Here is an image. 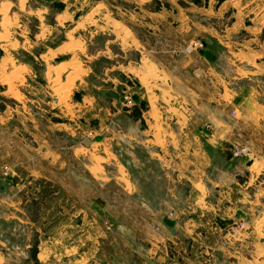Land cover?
I'll list each match as a JSON object with an SVG mask.
<instances>
[{"label":"rangeland","instance_id":"1","mask_svg":"<svg viewBox=\"0 0 264 264\" xmlns=\"http://www.w3.org/2000/svg\"><path fill=\"white\" fill-rule=\"evenodd\" d=\"M158 1L152 9L160 5L161 10L151 12L139 0H120L124 7H115L119 21L109 14L94 17L90 25H79L83 9L58 24L54 15L63 9L60 0L51 4L43 24L20 7L3 5L0 264H144V208L113 178L118 172L110 154L111 132L118 123L107 117L115 78L125 88L124 109H134L125 86L133 81L119 71L129 58H140L127 50L133 29L147 38L150 54L163 64L174 62L178 54L177 63L184 66L179 95L186 114L193 110L191 88L200 96L210 95L214 103L215 125L206 121L211 112L206 99L200 98L194 113L200 126L221 142L217 184L207 188L226 196L216 206L238 210L248 204L256 214L264 208V0ZM48 27H53L49 36ZM235 51L246 56L233 57ZM67 64L75 68L67 71ZM212 79L215 86L208 88ZM245 85L252 88L250 98L235 97ZM83 87L86 97L80 103ZM103 144L108 150L101 149ZM241 147L249 154L235 157ZM139 154L143 157L142 150ZM123 160L130 168L128 159ZM245 161H250L248 167ZM223 171L227 176L220 177ZM244 194L257 199H241ZM237 210L227 242L239 251L238 236L249 223ZM134 215L141 221L131 231Z\"/></svg>","mask_w":264,"mask_h":264},{"label":"crops","instance_id":"2","mask_svg":"<svg viewBox=\"0 0 264 264\" xmlns=\"http://www.w3.org/2000/svg\"><path fill=\"white\" fill-rule=\"evenodd\" d=\"M38 1L0 0V15L3 14V5L11 4L30 12L43 24L54 0ZM60 2L63 9L54 15L58 24L68 22L74 17L75 12L81 9L85 11L81 15L79 25H90L94 17L97 19L109 17V14L113 15L115 21H119L116 18V8L124 7L120 0H60ZM158 2L139 0V4L148 7L151 12L161 10L160 5L157 9H152ZM51 29L53 27L46 29L47 36L50 35ZM47 36H40V39H47ZM146 39L136 29L131 30L127 50L135 51L140 58L138 62L129 58L127 64L119 67V71L133 81L131 85L125 86L134 100V109H124L122 93L125 88L118 78H115V83L113 82L111 86L113 92L111 111H107V117L110 114L118 123V128L113 124L111 132L110 154L118 172L113 178L125 184L128 193L138 205L143 206L145 212L142 219L146 242L143 263L264 264V258H259V254L264 252V208L257 210V214L256 209L248 204L247 208L236 209L239 211L238 215L248 217L249 223L248 230L238 236L239 242L235 245L239 250L237 251L233 244L227 242L231 240L228 227L236 219L234 218L236 213H233L236 210L230 208L228 204L217 207V201L223 200L226 196L207 191L209 184H217L215 180L217 167H221L217 153L221 152V142L218 141L216 134L209 133L204 125L200 126L199 116L194 113V109L199 112L200 98L206 99L207 109L211 110L207 112L206 121L215 125L217 117L210 95L200 96L199 91L191 88L189 105L193 110L191 115L186 114L183 99L179 95L181 83L184 81V66L177 63L178 54L174 62L163 64L150 54ZM100 52L103 53L104 50ZM232 56L242 58L246 53L235 51ZM249 56L251 53L248 52L247 59ZM211 57L212 52L209 51L208 59ZM59 65L57 64V67ZM74 68L73 65L67 64V71ZM207 69L213 70L209 65ZM242 75L239 78H244ZM223 84L226 85L225 81ZM207 85L208 88L214 87L215 80H210ZM84 89L85 87L81 88L80 103L86 97ZM242 89L234 96L246 97L247 94V98H250L251 86L245 85ZM210 106L213 109H210ZM134 110L135 113L132 112ZM107 117L105 115V118ZM120 125L124 131L123 135L120 134ZM72 133L71 129L70 134ZM222 134L224 133L219 132L220 136ZM126 142H131L135 146L128 147ZM79 146L77 149L81 150L82 144ZM101 149L108 150L104 144ZM140 150L143 157L139 154ZM119 151H124L122 156L116 154ZM123 158L130 161V168L128 167L130 175ZM166 162L170 163L174 171L167 168ZM249 163L250 161H245L244 164L248 167ZM133 172L138 174L137 177H134ZM224 176H227L225 171L220 177ZM199 186H205L206 190L202 191ZM253 195L255 194H244L241 199L254 201L257 195L256 197ZM248 196H251L250 200ZM133 218L131 216L129 220L131 231H135L141 221L136 215ZM258 258L260 260L254 263Z\"/></svg>","mask_w":264,"mask_h":264},{"label":"built area","instance_id":"3","mask_svg":"<svg viewBox=\"0 0 264 264\" xmlns=\"http://www.w3.org/2000/svg\"><path fill=\"white\" fill-rule=\"evenodd\" d=\"M248 151L249 150H248L247 147H241V148H238V149L235 150L234 155H235V157H243V156L249 154ZM127 163L130 164V161L127 160Z\"/></svg>","mask_w":264,"mask_h":264},{"label":"bare ground","instance_id":"4","mask_svg":"<svg viewBox=\"0 0 264 264\" xmlns=\"http://www.w3.org/2000/svg\"><path fill=\"white\" fill-rule=\"evenodd\" d=\"M78 49V48H77Z\"/></svg>","mask_w":264,"mask_h":264}]
</instances>
